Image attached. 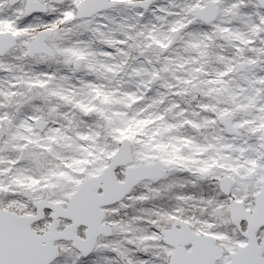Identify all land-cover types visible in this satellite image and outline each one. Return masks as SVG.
<instances>
[{
  "label": "snow or ice",
  "instance_id": "1",
  "mask_svg": "<svg viewBox=\"0 0 264 264\" xmlns=\"http://www.w3.org/2000/svg\"><path fill=\"white\" fill-rule=\"evenodd\" d=\"M0 264H264V0H0Z\"/></svg>",
  "mask_w": 264,
  "mask_h": 264
}]
</instances>
